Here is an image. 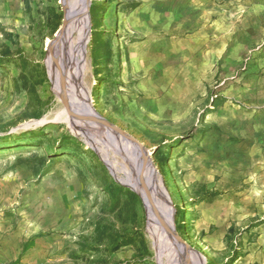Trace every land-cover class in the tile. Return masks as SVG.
Returning a JSON list of instances; mask_svg holds the SVG:
<instances>
[{"label":"rangeland","instance_id":"374dc122","mask_svg":"<svg viewBox=\"0 0 264 264\" xmlns=\"http://www.w3.org/2000/svg\"><path fill=\"white\" fill-rule=\"evenodd\" d=\"M89 1L93 107L148 149L177 238L204 264H264V0ZM65 14L62 0H0L2 239L34 264H174L111 173L138 185L133 147L58 93L48 56Z\"/></svg>","mask_w":264,"mask_h":264},{"label":"bare ground","instance_id":"6f19581e","mask_svg":"<svg viewBox=\"0 0 264 264\" xmlns=\"http://www.w3.org/2000/svg\"><path fill=\"white\" fill-rule=\"evenodd\" d=\"M62 3L66 13V22L56 41L52 43L51 51L48 56V64L52 73L57 77V89L59 95L68 101L70 108L73 111L77 110L78 106L83 109V119L87 120V110L89 111L90 109L88 103L89 97L91 96L88 84L91 72L89 59L91 54L89 56L86 50V32L84 30V24L90 11V1L62 0ZM70 13L71 16H69ZM80 102L84 105L82 106L79 104ZM68 116V111H63L57 116V120L62 121L68 119ZM122 140L130 143L133 147L129 153L132 162L136 163L137 159L135 156L134 144L125 139ZM159 187L163 190V185L161 183L159 184ZM135 190L137 193H143L139 185L136 186ZM166 228L167 227H164L165 231L167 230ZM165 234L170 241L172 254L174 256L173 262L176 264L178 259L182 258L180 257L181 255L179 251L183 250V253H185V249L176 236H169L168 230ZM189 257L194 260H191L193 262L192 264H204L201 255H195V253L191 252L189 253Z\"/></svg>","mask_w":264,"mask_h":264},{"label":"water","instance_id":"95a60500","mask_svg":"<svg viewBox=\"0 0 264 264\" xmlns=\"http://www.w3.org/2000/svg\"><path fill=\"white\" fill-rule=\"evenodd\" d=\"M71 16V13L69 14ZM65 20H66V14H65ZM65 26V23L63 27ZM57 39V38H56ZM56 39L54 41H56ZM53 41V42H54ZM51 79V77H50ZM52 80V79H51ZM89 111L87 110V120L90 122V124L95 125L97 129L106 131L108 134L113 136L116 140L119 142L122 139H125L127 141H130L134 144V149H135V156L137 159L136 162V171H137V182L140 188L142 189L143 193H138L139 196L141 197L147 211L149 214V220L150 222L157 227V229L162 233L163 235H166L165 232L168 230V235L170 236H176L174 225H175V220H174V215H175V210L173 209V204L171 202V199L169 197L168 191L164 186V181L162 177L160 176L159 171L157 170L155 164L153 163V160L151 158V154L149 153L148 149H146L139 141H137L135 138L130 136L128 133L120 130L113 124H111L109 121L101 117L100 114L97 113L95 108L93 107L92 103V95L89 97ZM91 111V112H90ZM86 114V113H85ZM92 133H95V129L91 130ZM120 136H119V135ZM91 138V137H90ZM86 142V141H85ZM86 144L91 147L94 151L98 152V149L93 146V144H89L86 142ZM102 157V156H101ZM103 161L105 163H108L104 160L102 157ZM111 173L114 176L115 180L120 183L121 185L128 187L132 191L136 192V183L133 180V177L131 176V172L128 174H125L124 176H118L116 173L118 172L117 170H112L110 167ZM163 185V190L162 188L159 187V184ZM145 194V195H144ZM156 196H159L161 198V201L163 205L168 208H172V213L167 212V214L164 216V221H159L154 218L155 211L154 209L158 207V204L156 203ZM164 227H167L166 231ZM169 228V229H168ZM177 237V236H176ZM178 241L180 242L181 245H183L184 249L186 252L189 253H195V255H201L197 250L195 249H189L187 248L179 239Z\"/></svg>","mask_w":264,"mask_h":264},{"label":"crops","instance_id":"0c3cea01","mask_svg":"<svg viewBox=\"0 0 264 264\" xmlns=\"http://www.w3.org/2000/svg\"><path fill=\"white\" fill-rule=\"evenodd\" d=\"M12 246L14 247L13 242L5 244L0 233V264H34V258L31 254L20 257L19 254L11 250Z\"/></svg>","mask_w":264,"mask_h":264}]
</instances>
